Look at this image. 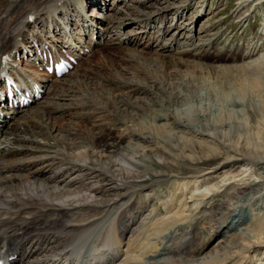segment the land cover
I'll use <instances>...</instances> for the list:
<instances>
[{
	"label": "bare ground",
	"instance_id": "bare-ground-1",
	"mask_svg": "<svg viewBox=\"0 0 264 264\" xmlns=\"http://www.w3.org/2000/svg\"><path fill=\"white\" fill-rule=\"evenodd\" d=\"M85 1L87 2V0H0V67L5 69L8 64H12V61H20L25 54L24 51L28 53L37 49L34 42L38 39L34 37L29 39L31 37L27 35L25 28L30 21V16L34 22L48 21V26L52 25L55 31L57 28L65 31L61 25L64 22L70 25L69 31L75 24L73 15L76 18L78 14L82 24L77 27L84 35L89 33L90 39L95 30L97 41L112 32L107 41L112 36L113 38L121 36L118 41L126 47L122 42L130 36V42L125 43H132L134 39H137L135 43H139L141 33L131 37L127 32H120L118 26L114 25L116 14L114 18L110 13L104 15V21L94 19L95 25L91 22L94 17L88 16V13L99 14V10L93 8L92 11L83 14V18L80 9L85 6ZM121 1L125 2V0ZM97 4L100 2L98 1ZM100 7L105 8L104 4ZM57 13H65L66 20L58 19ZM168 13L162 16L165 17L164 25H158L161 30H165L168 25L166 24L169 21ZM108 16H110L109 21ZM125 17L123 20L126 19ZM134 18L138 20L135 22L142 26H146L147 23L151 26L150 22L154 19L139 13H136ZM98 20L102 22L98 23ZM133 21L120 20L119 22ZM102 25L103 28H101ZM24 28L29 38L23 39ZM188 32L184 33V39L191 37ZM155 35L157 34H152V37L155 38ZM166 36L168 39L160 38V45L170 41L171 35L168 33ZM181 36L180 34L179 39L182 38ZM18 37H20L19 40ZM162 40L164 42L161 44ZM82 41L85 42V40ZM118 41L107 44L116 43L109 46L108 50L117 47ZM38 42L41 48L44 47L45 39L41 38ZM83 46V43H79V48ZM100 50L102 49L97 50L95 54ZM4 53L11 56V60L1 64V56ZM16 56L19 60L15 59ZM84 63L85 60L78 68L79 76L84 71L89 75L88 69L83 66ZM170 65L174 66L173 63ZM219 69L230 70L229 67ZM235 69L243 71L239 72L241 82L236 91H239L242 96L248 94L250 98L259 100L258 114L264 125V69L260 66L245 68L242 65ZM21 70H17L18 75L25 79L26 76L21 73ZM195 70L203 72V69ZM67 75L69 73L57 78V83L53 84L48 95L53 98L67 95V90H71L72 86L69 85L71 83L64 86V80H69L66 78ZM37 80L46 86L43 78ZM75 81L78 83L80 79ZM143 87V85L137 86L138 89ZM149 89L139 90L149 91ZM233 94L231 96L234 97ZM169 97L166 100L167 112L158 118L155 117L158 120H164V125H155L154 131L140 125L130 126L132 129L128 130L126 127L122 128L116 121L111 127L106 128L108 131L114 127L113 129L118 131L110 141H105L109 139V132L103 128H100L102 131L99 136L90 132L82 135L66 129L62 134V142L55 141L49 135L50 126L47 122L51 115L57 118L53 116V113L60 105L55 101L50 104L46 101L42 104L39 102L34 109L26 107L20 110L14 108L3 111L0 118V133L1 137H4V140L1 139L0 154V243L6 254L11 255L9 264H218L222 262L264 264V216L254 226L251 225L252 219H249L246 225L234 229L233 224L241 221L239 213H242V208L241 211L237 209L221 221L218 228L221 230L223 228L222 234L220 233L223 238H219L220 241L210 250L204 251L199 248L201 246L195 245L197 232L195 224L204 211L214 209L217 205H213L211 200L220 188L238 180L240 190L237 193H242L252 185L251 180L247 179L251 175V168H255L258 177L264 180V144L256 140L254 145H250L249 140L244 141L240 136L230 135L228 129L223 131L226 128L224 121L219 122L222 136L216 131L217 124L208 120L199 122L196 126L192 120L188 119L190 116L187 117L176 109L175 106L178 103L176 96ZM234 102L238 104L239 100ZM87 103L89 102L85 101V104ZM24 110H27L24 119L15 121L8 127L9 118L5 113L15 114ZM84 114L89 115V113L83 112L81 116L90 118V115ZM41 120L47 125L43 130L39 125ZM53 121L55 123L54 118H51L50 122L54 126ZM5 123L11 130L6 129ZM54 128L56 129L55 126ZM177 128L182 132L191 133L192 136L190 135V139H187L189 143H185V137L184 140L182 139L181 150L183 152L187 148L186 151L190 154H182L181 151L178 154L168 153L169 149L177 146H173L172 143ZM58 129L63 130L62 127ZM261 130L264 134V126ZM38 136L43 138V143L37 139ZM125 136L131 141L127 147L123 146ZM194 136H203V138L192 139ZM158 137H160L159 140ZM161 137L162 141H160ZM101 142L102 144H99ZM194 147L199 150V156L196 155L198 157L191 154L190 150L191 148L195 150ZM29 154H33L32 159L24 160V156L26 158L31 156ZM154 158L157 160H153ZM166 159H169V163L170 160L178 163L173 170L169 167L171 172L167 175L172 178V191L175 194H172L173 202L169 203L167 215L152 223L154 226L150 224L153 226L151 230H162L173 222H178L179 226L181 224V230L177 235L172 236L174 239L170 245H162V248H159L157 241L147 242V238L146 242H137V239L135 240L137 232L135 236L131 235L124 242L121 232L126 230L127 226L134 224L136 213L145 206L143 199L136 200L137 202L132 199L134 194L143 190L149 191L152 188L144 178L146 175L153 176L155 173L157 180L164 179L152 167L155 165L160 169L161 165H165ZM256 199L264 204V185L260 191L257 190L250 197L243 196L244 201L252 202ZM246 203L248 205V202ZM133 232H135L134 228Z\"/></svg>",
	"mask_w": 264,
	"mask_h": 264
},
{
	"label": "rangeland",
	"instance_id": "rangeland-1",
	"mask_svg": "<svg viewBox=\"0 0 264 264\" xmlns=\"http://www.w3.org/2000/svg\"><path fill=\"white\" fill-rule=\"evenodd\" d=\"M135 1L144 3L147 0ZM109 2L112 3V7H123L122 11L127 12L125 9L126 7H124V2H119V0H109ZM129 2L131 3L132 1L128 0V3ZM85 3H88V0L87 2L85 1ZM139 4L140 7L147 11H141L138 8L139 5H132L131 9H128V13H125V16H129H119L118 14L116 15L117 20L125 17L127 19L126 21H136L137 19L134 18L136 13L153 19V17L155 18V15L159 13L164 14L170 12L172 19L169 18V21L166 23L168 24L166 25V29L161 30L157 27V29L154 30L157 34L155 35L156 39H168L166 35L169 33L171 35L169 37L170 41L162 44L164 42V40H162V45L159 46L156 45V42L151 46H145V42H143L139 44L138 48H128L126 53H124L126 47L122 46L120 41H118V38L121 39V36H116L114 38L113 36L112 38L110 37L107 43L118 41V46L107 51L100 50L99 53H103L105 59L102 56L96 57L97 59H104L105 68L95 64L97 61L93 58L95 63L91 60L92 64H90L93 70L89 72L87 68L89 75L84 73V71L80 77L85 78H80L75 75L73 76L74 79H72V74L76 70L75 69L70 75L72 82L66 79L65 82L63 81L67 84H74L71 86L69 94L67 93L68 95L66 97L61 100L58 99L60 102L55 101V103H58V105H60L61 102L69 103V107H63L61 110L55 112L54 110L52 111L54 112L53 116H57V118L51 115L49 120H47L50 126L49 135H51L55 141L61 143L62 134L66 129L70 130V132L81 133L82 135H86L90 132L96 133V135L99 136L102 131L100 128H103L106 132H109V139H105V141H110L118 131L116 129L114 130V127L108 129V131L106 128L108 126L111 127L116 121L120 123L122 128L126 127L128 130L132 129V126L140 125L143 127L145 126V129L154 131L153 127L155 125L159 126L165 122L155 117L158 118L160 115L167 112L166 100L170 98L169 96L175 95L176 101L178 102L175 106L176 109L179 110L180 113L187 115V117L190 116L191 119L190 117H188V119L190 121L192 120V123L196 126L199 125V122L208 120V122L217 124L219 129L217 128L216 131L220 132V134H218L221 135L222 129H220L221 123L219 122L224 121L226 128L223 131L228 129L227 131L230 135L240 136L244 141L249 140L248 143H250V145H254L256 140L264 144V134L261 130V127L264 125L261 123L263 121L258 114L259 100L250 98L248 94L242 96L239 94V91H236L239 86L238 84L241 82V76L239 75L243 71L241 69H235L237 66L241 67V65L245 68L260 66L264 69V0H155L154 3L147 1V5L156 6L153 11H149V7L146 4ZM104 6L108 9V6L105 4ZM82 8L84 9L83 6ZM57 15L59 14L57 13ZM88 16L91 17L92 15L88 13ZM111 16L113 18L115 17L113 13ZM130 16L132 18H130ZM109 17L110 16H108V21ZM161 17L159 20H165V17ZM94 19H96V17H94L91 22H94ZM111 20L112 19H110V21ZM124 20L121 19V21ZM159 20H157L156 23H160ZM31 22H34V20L31 19L28 24ZM101 22L102 21H99L98 23ZM94 24L96 25L95 22ZM162 25H164V23ZM188 25L191 29L190 27L188 28ZM25 28L23 39L27 37ZM35 28L39 30L37 26ZM101 28H103V25ZM51 29L55 32L52 25ZM125 30L133 37V33H137L138 30H142V28L134 22L125 26ZM185 31H189L188 33L192 34V38L190 36L186 37V39L181 40L183 45L177 46L180 42V34L182 35L181 37L184 38ZM140 36H142V34H140L139 37ZM129 37L130 36L122 43L130 42ZM19 38L20 37H18V40ZM145 39H148L146 34L143 35L141 40L143 41ZM136 40L137 39H134L133 42L135 43ZM141 40L139 38V42H141ZM149 41H151V38ZM173 44L176 47L173 46L170 48ZM102 45L103 43H99L95 47H101ZM129 46H131V44H129ZM159 47L160 49H170L167 52L166 50L165 52H160ZM99 53H96V55L98 56ZM85 56L89 57V54ZM169 63H173L174 66H171ZM95 65L97 66L95 67ZM228 67L230 70L219 69ZM195 69H203V72H197ZM191 71L193 72L191 73ZM195 74L197 75L195 76ZM76 79H80V81L76 83ZM234 80L235 82H233ZM138 85L144 86L139 89H151H149V91H140L137 88ZM232 93H234V97L231 96ZM45 98L44 96L43 99ZM48 99L50 100L51 97ZM235 100H239V103L237 104L234 102ZM85 101L89 103L85 104ZM117 103H119V105ZM83 112L89 113L90 118H82L81 114ZM29 113H32V111H29ZM21 114H23V112L18 113V115ZM125 114H127V117H125ZM51 118L55 120V123L54 121L53 123L56 129L50 122ZM4 121L6 122V120ZM57 121H59V123H56ZM229 122L232 123L229 124ZM41 124L39 123L40 128L43 130L47 125L45 122L42 123V120ZM5 127L7 130H11L7 128L6 123ZM59 127H62L63 130L58 129ZM260 130L261 132H259ZM175 131V138L172 143L173 146H177H175L174 149L171 148L172 151L170 149L168 150V153L170 152L171 154L181 153L183 140L186 138L185 143H189L187 139H190L192 136L191 133L182 132V130L178 128ZM159 138L160 137L157 139L159 140ZM193 138L202 139L203 136H194L192 139ZM37 139L42 143L44 141L43 138L39 136ZM123 141L124 147L131 144V141H129L126 136L123 138ZM160 141H162V137ZM99 144H102V142ZM207 144L210 145L209 142H207ZM196 149L197 148H195V150L191 148L190 150L191 154L193 153L194 156L199 154V150ZM186 150L188 149L185 148L182 154H190V152ZM29 155H31L29 158L24 156V160H31L33 154ZM219 159H217V161H219ZM153 160L156 161L157 159L154 158ZM166 160L164 162L165 165H161L160 169L155 167V165L152 167L153 169L155 168L156 171L159 172L160 177L164 179L157 180L158 177L155 176V173H153V176L146 175L144 178L149 182V186H152V188L149 191L143 190L140 193L137 192L134 194L132 199H134L135 202L143 199L145 206L136 213L134 224L131 226L129 225V227L127 226V229L121 232L123 233L121 237L124 242H126L131 235L135 236L137 232L135 236L137 242H146L147 240V242L157 241L159 248H162L163 246L170 245L174 239L172 236L177 235L181 230L182 225L180 224L179 226L178 222L170 224L171 227L173 226L172 228L168 225L163 227L162 230H151L155 221L163 219L164 216L167 215L166 210L170 206L169 203L173 202V181L171 180L172 178L167 175L171 172L169 167L173 170L178 163H174L175 160H170V164L169 159ZM23 162L26 163V161ZM161 162L162 161H160V163ZM166 164L168 165V169ZM163 166H165V169ZM163 171L165 173H163ZM250 174L249 177H246H248L247 179L249 181L251 180L252 185L242 193H237V191L240 190L238 180L228 186L220 188L219 191L216 192V196L213 197V201L211 200V202L213 205H217L214 209H207V212L204 211L195 224L197 226V232L195 234V245H197V247L201 246L199 248L207 251L218 243L220 241L219 238L222 237L220 233L222 234L223 230V228L222 230L218 228L219 224L237 209H240L239 211L243 210L242 213H239V219L241 221L233 224V227L235 225L234 229L240 228L241 225H246L250 221L249 219H252L251 225L253 224L252 226H254L264 216V204L261 203V200L256 199L252 202L251 200H243L244 195L250 197L257 190L260 191L264 185V180L258 177L255 168L250 169ZM155 179L156 181H151ZM246 202H248V205ZM139 218H141L140 220L143 219L140 223H138V221H140ZM178 226L179 228H177ZM221 227H223V225ZM133 228L135 232H133ZM174 228L175 230H173ZM146 238L147 240H145ZM218 264H232V262H222Z\"/></svg>",
	"mask_w": 264,
	"mask_h": 264
}]
</instances>
